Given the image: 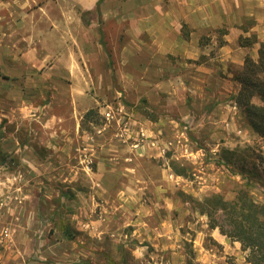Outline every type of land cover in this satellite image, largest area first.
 Wrapping results in <instances>:
<instances>
[{"label":"rangeland","instance_id":"rangeland-1","mask_svg":"<svg viewBox=\"0 0 264 264\" xmlns=\"http://www.w3.org/2000/svg\"><path fill=\"white\" fill-rule=\"evenodd\" d=\"M235 28L245 51L231 60L218 51L228 33L219 27L199 37L196 60L159 62L143 50L135 70L108 37L104 68L117 91L92 94L97 102L78 120L65 111L68 120H46L38 97L27 108L5 97L2 83L21 81L8 71L12 58L1 59L0 264H250L197 207L213 193L233 198L246 182L264 201V137L234 101L244 59L256 61L264 42V20L245 17ZM244 37L254 42L242 46ZM133 71L138 92L125 78ZM156 77L166 87L153 90Z\"/></svg>","mask_w":264,"mask_h":264},{"label":"crops","instance_id":"crops-1","mask_svg":"<svg viewBox=\"0 0 264 264\" xmlns=\"http://www.w3.org/2000/svg\"><path fill=\"white\" fill-rule=\"evenodd\" d=\"M245 17L263 21L264 0H0V62L12 58L8 71L19 72L21 81L4 77L3 93L25 108L28 98L43 99L46 120H68L66 112L78 120L80 110L97 102L92 94L117 91L104 68L109 56L102 42L108 37L122 45L120 60H131L135 70L143 50L159 55V62L172 55L196 60L205 48L199 37L225 27L218 51L231 60L245 51L234 44L235 25ZM135 74L121 73L118 80L126 78L135 87L131 91L138 92ZM159 77L148 82L155 91L166 87Z\"/></svg>","mask_w":264,"mask_h":264},{"label":"trees","instance_id":"trees-1","mask_svg":"<svg viewBox=\"0 0 264 264\" xmlns=\"http://www.w3.org/2000/svg\"><path fill=\"white\" fill-rule=\"evenodd\" d=\"M241 45L254 41L241 38ZM240 89L234 97L251 129L264 137V42L260 43L258 58L246 57L241 71L236 75ZM257 96L262 104L252 102ZM92 109L85 115L88 116ZM200 212L207 216L211 228L219 230L238 241L247 251L246 261L264 264V201H256L250 194L248 183L237 187L231 199L213 193L197 202ZM187 264H193L188 262Z\"/></svg>","mask_w":264,"mask_h":264},{"label":"built area","instance_id":"built-area-1","mask_svg":"<svg viewBox=\"0 0 264 264\" xmlns=\"http://www.w3.org/2000/svg\"><path fill=\"white\" fill-rule=\"evenodd\" d=\"M104 116L106 119L112 118V113L111 111L108 109L104 112Z\"/></svg>","mask_w":264,"mask_h":264}]
</instances>
